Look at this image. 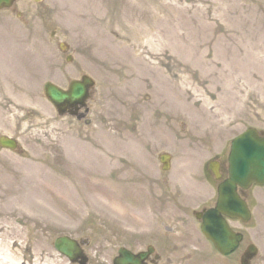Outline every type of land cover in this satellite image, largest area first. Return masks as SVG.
Segmentation results:
<instances>
[{
	"label": "rangeland",
	"instance_id": "obj_1",
	"mask_svg": "<svg viewBox=\"0 0 264 264\" xmlns=\"http://www.w3.org/2000/svg\"><path fill=\"white\" fill-rule=\"evenodd\" d=\"M257 1L18 0L1 11L0 55L22 54L25 69L0 66V137L18 142L16 151L0 148V181L36 186L43 175L62 188L57 199L47 193L52 216L41 213L38 199L26 208L44 217L47 229L16 222L29 241H7L2 232L0 248L15 242V261L36 264V250L46 243L50 257L40 264H72L54 248L66 236L87 241L86 264H113L120 248L138 253L149 245L161 257L158 264L239 262L242 252L234 260L217 255L193 212L203 208L202 198L216 196L206 165L228 153L247 128L264 127V9L263 32L249 35L243 48L230 43V60L222 57V43H211L236 26L230 12L243 2L260 10ZM61 42L69 46L66 55ZM203 53L219 54L231 71L219 87L226 113L219 125L203 88L187 81L191 74L199 78ZM84 75L97 85L82 118L60 117L45 98V83L67 89ZM162 154L172 157L168 173L161 169ZM248 200L252 221L235 225L246 234L241 251L255 244L254 264H264V188ZM29 227L42 238H31Z\"/></svg>",
	"mask_w": 264,
	"mask_h": 264
},
{
	"label": "bare ground",
	"instance_id": "obj_2",
	"mask_svg": "<svg viewBox=\"0 0 264 264\" xmlns=\"http://www.w3.org/2000/svg\"><path fill=\"white\" fill-rule=\"evenodd\" d=\"M257 2H262L263 4L260 10H257L255 6L247 5L244 2L239 4V8L230 12V16L236 20V26L232 29L228 28V31L221 32L219 36H217L216 38H212L211 43L215 42L216 45L217 43H222L226 47V49L224 50L226 54L222 55L225 61L230 60V43L232 44L233 42L237 41V45L239 44L243 48L245 47V44L248 42V40L250 41L251 39L249 35H251V37L254 39V35H256L255 33L257 31L260 33L263 32V28L259 25H262L263 22L261 19V9H264V0H259ZM149 29L153 30V27H150ZM206 44L207 43L203 44L202 47L206 46ZM139 45L144 44H136V46ZM15 50L16 53H19L21 51V47L17 46ZM218 56L219 54H216L212 58L211 56H208L205 53L201 54L200 65L202 67V72H200L201 74L199 78H197V75L191 74L189 76V79L187 80L191 88H197L195 82H198V86H201L203 88L204 92L206 93V96L209 97V100L205 103V105L208 106L209 110H215L212 113V115H214L212 118H215L216 121H218L216 122L217 125L221 123L222 117H224V114H226L224 113V109L222 108L220 97L221 93H219V87L222 82L231 78L230 67L227 69L226 66L221 65V60H219L220 56ZM223 59L222 61H224ZM23 60H25V58L22 54H13L10 59L2 53L0 55V66H2L4 70V67L7 66V68L11 72H13L12 70H14L20 73L22 70L25 69V63L23 65ZM228 62H230L229 65L231 67L234 66V63H236V57L234 56L232 58V61ZM5 80H8L6 76ZM232 81L233 83L238 84V82L241 81V77H237ZM165 93L170 95L168 88L165 89ZM35 183H37L36 186H29L30 184L27 185L25 183L16 184L11 181H0V238L2 237V232H4L3 236L7 241H10L13 238L19 239L23 241V243L25 239L26 241H29L28 236L27 238H25L24 231L14 226L16 222H24L26 223V225H29L31 223H38L40 225L43 224L42 230L47 229L45 218L42 216H36L33 213L28 212V209L26 210V208L29 204L30 205L28 207H32L31 203L33 202V200L38 199L41 201V204L39 206L41 213L44 216H52L53 213H51L49 208L51 204L47 198V193L52 195L53 199H57V197L61 196L60 190L62 187L57 180L49 177H44L43 175L41 177L38 176V180H36ZM30 210L33 211V209L31 208ZM5 229L9 231L5 232ZM25 230H27L29 236H31V238L33 239L42 238V233H37L36 227H29ZM5 244L6 248H0V264H25L21 261L16 262L15 258L12 255L14 253L13 249L16 246V243L14 242L12 247L9 246V243ZM27 246H29V244H27ZM35 254L36 264H40L41 262H45L46 260H48L47 257H50V250L48 251V245H46L45 243V246H43L42 249H37Z\"/></svg>",
	"mask_w": 264,
	"mask_h": 264
},
{
	"label": "water",
	"instance_id": "obj_3",
	"mask_svg": "<svg viewBox=\"0 0 264 264\" xmlns=\"http://www.w3.org/2000/svg\"><path fill=\"white\" fill-rule=\"evenodd\" d=\"M15 1L0 0V10L11 7ZM92 87L93 82L89 78H83L81 82L71 83L68 92H64L52 84H47L45 93L61 115L66 114L68 110L71 114H76L80 106H85L89 90ZM0 145L12 150L16 148L13 141L4 138L0 140ZM162 163L164 164L163 169L168 170L169 158L163 157ZM254 183L264 186V140L249 131L233 143L230 157V180L220 187L218 207L208 212L203 219V233L223 255H229L238 248L241 236L235 235L229 230L222 215L248 221L250 215L245 203L237 195V186L247 189ZM84 244L82 242V245ZM55 249L73 263H78L80 260V264L87 263L80 244L68 237L57 239ZM152 252L153 249L150 248L148 253L135 255L126 249H121L114 264H145ZM255 254V248H250L243 264H248Z\"/></svg>",
	"mask_w": 264,
	"mask_h": 264
},
{
	"label": "flooded vegetation",
	"instance_id": "obj_4",
	"mask_svg": "<svg viewBox=\"0 0 264 264\" xmlns=\"http://www.w3.org/2000/svg\"><path fill=\"white\" fill-rule=\"evenodd\" d=\"M248 129H255L258 132L259 136L264 138V127L252 126V127L247 128V130ZM240 135H238V136H240ZM229 153L230 152L223 153L220 156L214 158L205 167V176L211 181V182H209V181H207V182H209V184H211V185H214V187L216 188V192H217L219 186L221 184H223L229 177ZM209 164H213L212 167H210ZM219 174H220V176H218ZM217 176H218V178H217ZM207 178H206V180H207ZM253 190H254V188L253 189L251 188L248 190H242V189L239 190L240 196L249 204V206H251L250 202L248 200L249 193H251ZM217 199H218V194L216 193L215 198L213 200H211V202H209L210 200L205 201L204 206L201 210L193 212L195 220L197 221V223L200 226L202 225V220L197 219V214H199L202 217L208 210L215 207ZM225 219L227 220V222L229 223V225L233 231H235L236 233H241L244 235V241H246V234L235 226L236 224H241V221L233 220V219H230L228 217H225ZM230 258L233 259L234 256L228 257L227 259H230ZM160 260H161V257L159 256L158 262H156L154 264H158L160 262ZM238 263H239L238 260L233 262V264H238Z\"/></svg>",
	"mask_w": 264,
	"mask_h": 264
}]
</instances>
